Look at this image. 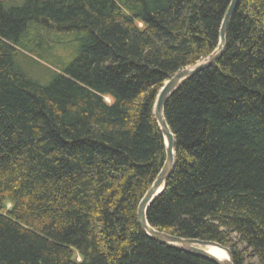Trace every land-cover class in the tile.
Masks as SVG:
<instances>
[{
	"label": "trees",
	"instance_id": "trees-1",
	"mask_svg": "<svg viewBox=\"0 0 264 264\" xmlns=\"http://www.w3.org/2000/svg\"><path fill=\"white\" fill-rule=\"evenodd\" d=\"M229 2L0 0V264H216L137 206L165 157L155 96L213 51ZM163 114L174 166L148 224L264 264V0H238Z\"/></svg>",
	"mask_w": 264,
	"mask_h": 264
},
{
	"label": "water",
	"instance_id": "water-1",
	"mask_svg": "<svg viewBox=\"0 0 264 264\" xmlns=\"http://www.w3.org/2000/svg\"><path fill=\"white\" fill-rule=\"evenodd\" d=\"M237 3L238 0H230L229 5L221 20L218 41L213 51L204 58L195 62L193 65L187 66L175 72L168 80L163 83V85L158 90L155 96V100L153 103V115L163 138L165 157L159 172L157 173L150 187L140 199L137 206V221L142 230L152 239L170 247L212 260L216 264H232L231 254L228 248L223 247L212 241L182 238L158 231L148 224L146 220V211L149 205L153 202V200L162 192L164 184L174 166V136L170 131L167 122L164 118L163 108L165 101L167 100L169 95L173 93L180 85H182L183 82H185L188 78H190L197 72L207 67H210L216 61L219 60L225 46L227 25ZM209 247H215L223 251L227 257L226 260H220L216 258L213 254L209 252Z\"/></svg>",
	"mask_w": 264,
	"mask_h": 264
},
{
	"label": "bare ground",
	"instance_id": "bare-ground-1",
	"mask_svg": "<svg viewBox=\"0 0 264 264\" xmlns=\"http://www.w3.org/2000/svg\"><path fill=\"white\" fill-rule=\"evenodd\" d=\"M209 252L211 254H213L216 258L220 259V260H226V254L221 251L220 249H217L215 247H209L208 248Z\"/></svg>",
	"mask_w": 264,
	"mask_h": 264
},
{
	"label": "rangeland",
	"instance_id": "rangeland-1",
	"mask_svg": "<svg viewBox=\"0 0 264 264\" xmlns=\"http://www.w3.org/2000/svg\"><path fill=\"white\" fill-rule=\"evenodd\" d=\"M37 69H38V67H36L34 69L33 73L35 75H37V76L39 75V77L43 78V83H47L48 82V76L43 75V73L42 72H39ZM40 75H43V76H40ZM246 264H256V262L253 260V261L247 262Z\"/></svg>",
	"mask_w": 264,
	"mask_h": 264
}]
</instances>
